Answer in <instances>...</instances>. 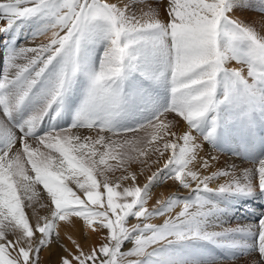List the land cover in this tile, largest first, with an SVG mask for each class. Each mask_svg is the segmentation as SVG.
<instances>
[{"label": "snow or ice", "instance_id": "snow-or-ice-1", "mask_svg": "<svg viewBox=\"0 0 264 264\" xmlns=\"http://www.w3.org/2000/svg\"><path fill=\"white\" fill-rule=\"evenodd\" d=\"M141 2L140 16L130 11L136 3L124 0L0 2V19L6 20L0 33L10 35L0 75V264H40L41 249L51 252L59 241L57 221L70 216L81 218L92 232L106 234L87 251L69 236L76 251L59 244L66 255L53 253L54 264H215L206 245L258 252L259 258L246 264H264V216L255 233L240 226L209 230L223 223L232 210L230 201L264 194V158L244 169L242 179L234 165L211 175L190 167L202 148L199 136L215 148L230 126L251 135L258 124L264 125V36L232 18L241 0H169L166 23L148 0ZM26 29H32L33 37L51 36L38 46L17 48ZM98 47L103 51L97 63ZM20 59L25 62L17 63ZM231 61L246 65L247 76L228 68ZM77 92L79 104L71 109L69 99ZM65 113L71 115L66 123ZM166 113H175L176 126L186 122L182 135L171 130L172 122L160 120ZM148 128L150 140L124 144L80 133ZM161 141L163 151L153 147ZM41 145L48 151H41ZM126 145L130 147L119 152L113 147ZM150 151L159 158L170 154L145 184L138 185L131 173L115 183L109 180L107 172L140 157L150 159ZM200 167L208 169V160ZM165 170L163 179L173 177L189 195L173 193L149 209L150 189ZM220 176L228 179L209 187ZM129 178L132 184L122 186L120 181ZM37 184L49 198L50 216H37L30 225L24 208L31 206ZM177 205L182 207L175 216L147 222ZM130 219L136 222L129 226ZM6 229L14 240L6 239ZM248 236L255 242L248 244ZM128 241L132 247L122 250Z\"/></svg>", "mask_w": 264, "mask_h": 264}, {"label": "rangeland", "instance_id": "rangeland-1", "mask_svg": "<svg viewBox=\"0 0 264 264\" xmlns=\"http://www.w3.org/2000/svg\"><path fill=\"white\" fill-rule=\"evenodd\" d=\"M2 2V1H0ZM115 2V0H113ZM125 3L132 4L136 3V6L131 8L130 11L137 14V16L141 15V9L144 8V4L141 0H124ZM148 4L151 5L152 9L158 12V18L162 22H167L169 17L167 15V5L169 4V0H148ZM241 7L237 8L234 12H232V18L239 19L244 23L248 24L249 26H253L257 33L261 36H264V24H261V19L264 18V0H241ZM6 23V20L0 19V26L4 27L3 25ZM32 29H26L24 32L21 33L19 40L17 41L16 47H32L38 46L42 43H46L51 36V32H46L40 35H36L33 37L31 35ZM103 48L98 47L96 50V62L99 61V55L102 53ZM23 59L17 60V63H24ZM3 54L0 57V75H2L3 69ZM228 68H236L240 69L245 76H247V67L242 66L236 61H231L226 65ZM251 80V78H249ZM157 93L160 95H166L163 89H156ZM80 95L77 92L69 99V104L71 109H75V107L79 104ZM66 119L65 123L70 121L71 115L70 113H65ZM160 120L168 123L172 122L174 132L177 134V130L180 129V126L186 125V122H181L178 126L175 125V113H166L161 115ZM48 121L47 118L45 120L44 126L47 127ZM151 132V129H137L133 132H120L119 134H113L108 132H100L99 129L89 130V129H82L80 133L82 136L91 137L92 140L99 139L100 136H104L105 140L107 141L108 138H111L113 141H119L121 144L124 142L131 141V140H138L143 139L145 142L151 139L148 133ZM43 133H41L42 135ZM193 134L197 136L193 131ZM224 140L218 147L213 148L211 144L206 141H203V137H198V142L204 148V151L197 156L198 164H203L204 158L201 156H205L207 154V150L205 146L211 150L207 155H211L212 159H209V168L208 169H199L198 171H203L201 175H211L214 171H219L220 169H226L231 171L229 166H233L232 162L235 161H242L244 165L239 168L241 170H237V175L242 179V169H253L258 166L259 160L264 158V125H257L254 132L249 135L244 131L238 129L235 126L228 127L224 133ZM168 139H173L169 137ZM201 141V142H200ZM163 143L164 141L159 142V144L154 143L153 147H160L163 151ZM206 144V145H205ZM247 145V151L244 150V146ZM33 146L35 143L33 142ZM96 147L100 151H104V147L102 145H96ZM115 151L119 152L121 150H126L129 145L125 146V149H121L119 147L113 146ZM40 150L47 152L48 150L44 148L43 145L40 146ZM111 151V149H109ZM169 152H165L163 158H159V153L153 154L151 151L149 152V157H140L139 160H133L131 162L125 163L123 166L119 168H114L113 171L107 172V176L109 180L113 183L117 181L120 176H125L131 174H135L137 177L136 183L140 186L147 182V178L153 172H156L158 169L163 167L164 161L167 159ZM204 154V155H203ZM53 155H58L53 153ZM214 155V156H213ZM217 157V158H216ZM215 158V159H213ZM139 161H146L145 163H140ZM158 161V162H157ZM109 164L116 165L117 161L115 160H108ZM28 168L29 174L31 173L30 165H25ZM244 166V167H243ZM248 166V167H247ZM192 167V165H190ZM167 175V170L161 174V177L157 183H154L150 189V196L148 202L156 201L158 199H165L168 196L172 195L173 193L179 195L180 197H185L189 195V189H185L179 185L178 181H175L173 177H169L168 179H163L164 176ZM99 180L100 177L97 176ZM228 177H217L212 181H209V187L216 188L219 186L220 183L225 182ZM122 186H129L132 184L131 178L125 181H120ZM176 183V184H175ZM71 187H73L74 191H77L79 195L82 196V193L76 189L75 185L70 183ZM171 190L174 192L170 193ZM256 198H252L251 201L245 200L241 204L234 203L233 200L230 201L231 211L228 213L227 216L223 217V223L220 225H212L209 230H222V228H235V227H251L253 232H257L259 219L261 216H264V194H257L255 195ZM83 198V196H82ZM244 198V197H243ZM257 200L258 202H252V200ZM27 203V201H25ZM49 198L47 197L46 191L43 187L39 184L36 186V194L33 196L31 206L25 207L24 211L29 220L30 225H33L34 221H37V216L44 217L49 216ZM153 206H151L152 208ZM182 205H177L173 207L170 213L165 214V216H154L150 218V223H162L163 219L167 216H175L181 210ZM35 210V212H34ZM69 220H74L78 224H84L83 220L78 217L70 216ZM43 221H41L42 223ZM136 222V220H135ZM133 219L128 221L129 226L132 223H135ZM6 231V239L9 240V236H11L12 232L8 229ZM106 234V230L104 233H99V235L104 236ZM8 235V236H7ZM3 242V241H0ZM246 242L248 244H252L255 242L254 236H248L246 238ZM132 247L131 241L125 242L122 247V250H128ZM42 251V249H41ZM40 251V254H41ZM205 252L212 257H215V264H246V261L251 259H258V252L253 253H245L242 251H235L229 252L225 249L217 248L213 245H206ZM39 254V255H40ZM135 257H130L129 259H134Z\"/></svg>", "mask_w": 264, "mask_h": 264}, {"label": "bare ground", "instance_id": "bare-ground-1", "mask_svg": "<svg viewBox=\"0 0 264 264\" xmlns=\"http://www.w3.org/2000/svg\"><path fill=\"white\" fill-rule=\"evenodd\" d=\"M0 1H2V0H0ZM3 26L5 27L6 23ZM0 28H2V26H0ZM9 40H10V35L8 33H0V57L3 54L4 49H5ZM185 130H187V129H186L185 125L182 124L180 126V129L177 130L178 131L177 135L178 136L182 135L183 131H185ZM172 131H173V129H172ZM203 146H202L201 150L199 151L198 156L201 152L204 151ZM205 148H206L207 154H208L211 151L209 149L210 147L207 148L205 146ZM207 154L205 156H201V157H203L204 159H207V160L212 159L211 155H207ZM232 163L235 166L236 171L240 170L239 168H241V166L244 165L242 163V161L240 162L239 160L232 162ZM200 165H202V161L199 164H198V161H194L192 164V169L195 171H198L199 169H201ZM242 171H243V169H242ZM199 172L202 173L203 171H199ZM240 172H241V170H240ZM192 187H195V182H192ZM172 192H174V190L170 191V193H172ZM254 197L256 198V196L239 198V199L233 200V202L237 203V205H238V204H241L242 202H244L245 200L251 201V199ZM252 202H258V201L256 199L255 200L253 199ZM155 203H156V201L148 202V200H147L146 207L151 209V206H154ZM48 214L50 216V210H48ZM73 221L74 220H69V219L66 221H59V220L57 221L56 231L59 233V241L52 245L51 252L47 247L42 249L41 254L39 255L40 264H54V262L57 260V255H55L53 253L66 255V253H64L63 250L59 247V244H61V243L66 248L71 250L72 252H75L76 248L71 243V241L68 239L69 236H71L72 239L76 240L81 245V247L84 248L85 251L89 250L91 247L98 246L104 240V236L99 235V233L92 232L90 229H87L86 226H84V224H78L75 221H74L75 223L73 224L72 223ZM133 221L135 222V219H133ZM36 222L37 221H34L33 225H35ZM11 234L12 235L9 236V240H14L15 236L13 235V233H11ZM53 239H55V237H53ZM13 255H15V253H13Z\"/></svg>", "mask_w": 264, "mask_h": 264}]
</instances>
